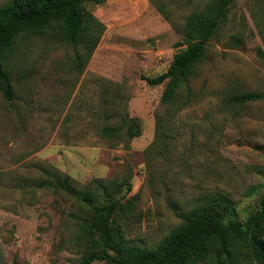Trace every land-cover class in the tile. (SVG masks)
<instances>
[{
  "label": "rangeland",
  "instance_id": "374dc122",
  "mask_svg": "<svg viewBox=\"0 0 264 264\" xmlns=\"http://www.w3.org/2000/svg\"><path fill=\"white\" fill-rule=\"evenodd\" d=\"M211 1L106 0L94 6L93 24L101 33L81 71L74 61L84 51L64 41L58 24L18 38L3 67L13 100L0 90V264H78L88 244L80 231L92 212L36 188L40 167L69 175L80 191L93 179L115 181L110 195L93 201L119 199L112 225L130 243L149 248L207 193L229 198L228 218L244 221L259 209L264 0L232 1L188 85L170 104L160 102L165 84L142 79L166 72L185 47L187 16ZM245 92L261 98L226 102ZM127 115L139 120V136L102 135L103 126H117Z\"/></svg>",
  "mask_w": 264,
  "mask_h": 264
},
{
  "label": "trees",
  "instance_id": "16d2710c",
  "mask_svg": "<svg viewBox=\"0 0 264 264\" xmlns=\"http://www.w3.org/2000/svg\"><path fill=\"white\" fill-rule=\"evenodd\" d=\"M106 0H8L0 5V90L6 101L13 100V84L5 70L6 55L14 49L21 36H35L58 24L65 42L82 47L84 54L76 53L74 67L82 65L95 49L101 29L93 24L92 8ZM233 0H212L206 7L187 16L183 29V44L166 72L142 79L149 86L165 84L160 102L168 105L175 100L181 86L195 65L204 57L207 44L225 19ZM91 8V9H90ZM90 10L89 12H87ZM257 93H235L226 98L230 105H241L260 99ZM117 126H103V136L114 138L122 133L128 140L141 133L139 120L124 116ZM42 178L34 184L54 193L79 201L92 212L90 223H82V241L88 242L78 264L104 261L108 264H264V194L259 209L244 221L228 218L229 198L223 194L207 193L195 205L177 214L180 225L175 226L153 248L130 243L124 232L112 225L119 199H107L95 204L92 196L110 195L113 180H91L85 191L78 190L69 175L40 167ZM93 231L92 235L90 233Z\"/></svg>",
  "mask_w": 264,
  "mask_h": 264
}]
</instances>
